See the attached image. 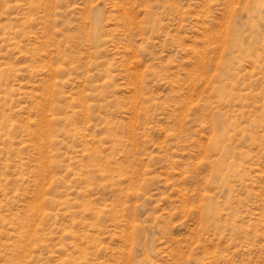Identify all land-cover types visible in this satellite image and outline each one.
Wrapping results in <instances>:
<instances>
[{"label":"rangeland","instance_id":"rangeland-1","mask_svg":"<svg viewBox=\"0 0 264 264\" xmlns=\"http://www.w3.org/2000/svg\"><path fill=\"white\" fill-rule=\"evenodd\" d=\"M0 264H264V0H0Z\"/></svg>","mask_w":264,"mask_h":264}]
</instances>
